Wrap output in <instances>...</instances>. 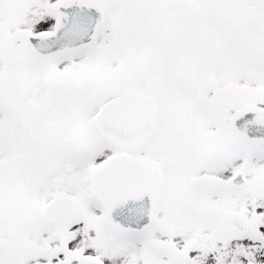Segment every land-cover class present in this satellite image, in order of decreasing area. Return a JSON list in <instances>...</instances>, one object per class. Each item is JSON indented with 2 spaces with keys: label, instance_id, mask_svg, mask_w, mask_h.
Returning <instances> with one entry per match:
<instances>
[{
  "label": "snow or ice",
  "instance_id": "1",
  "mask_svg": "<svg viewBox=\"0 0 264 264\" xmlns=\"http://www.w3.org/2000/svg\"><path fill=\"white\" fill-rule=\"evenodd\" d=\"M0 264H264V0H0Z\"/></svg>",
  "mask_w": 264,
  "mask_h": 264
}]
</instances>
